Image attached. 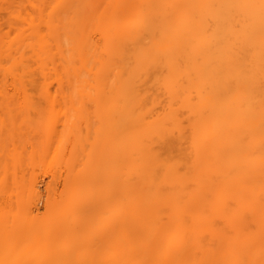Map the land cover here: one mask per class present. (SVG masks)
I'll return each mask as SVG.
<instances>
[{"label": "bare ground", "instance_id": "1", "mask_svg": "<svg viewBox=\"0 0 264 264\" xmlns=\"http://www.w3.org/2000/svg\"><path fill=\"white\" fill-rule=\"evenodd\" d=\"M0 264H264V0H0Z\"/></svg>", "mask_w": 264, "mask_h": 264}, {"label": "rangeland", "instance_id": "2", "mask_svg": "<svg viewBox=\"0 0 264 264\" xmlns=\"http://www.w3.org/2000/svg\"><path fill=\"white\" fill-rule=\"evenodd\" d=\"M38 100L40 101L41 99H38ZM41 101L44 102V100H41ZM43 102H42V103H43ZM45 102H46V101H45ZM37 103H38V102H37ZM39 104H40V107H41V106H42V107L45 106V108H46V106H47V103H45L46 105H45L44 103H43L44 105H41V102H39L38 105H39ZM42 107H41V108H42ZM43 109H44V108H43ZM24 137H25V136H24ZM27 137H28V136H27ZM27 137H26V138H27ZM29 137H30V136H29ZM29 137H28V138H29ZM30 139H31V137H30ZM25 140H26V139H24V141H25ZM20 141H23V140L21 139ZM24 141H23V142H24ZM17 142H18V141H17ZM26 142H27V141H26ZM26 142H25V143H26ZM31 142H32V140H31L30 142H27V148H28V147H29V148L31 147V145L28 146V143H31ZM29 148L27 149L28 152H29V150H30ZM31 151H32V149H31ZM33 163H34V166L36 167L37 164L35 165V162H33ZM40 163H41V162H40ZM40 163H39V164H40ZM37 166H39V165H37ZM40 166H41V167H42V166L46 167L45 165H41V164H40ZM29 167H30V169H32L31 165L28 166L27 168H24V167H23L22 172L25 171V169H29ZM41 167H40V168H39V167H36V168H35V169L38 168V169L35 170V171L38 172V173H36V175L38 174L39 178H38V176L36 177V175H35V171H34V173H33V178L36 177L37 180H39V183H36L37 181L35 182V180H34V182H35L37 185L39 184V185H38L39 187L36 186L37 189H39V191H38V190H37V191H38V192H41V196L39 195V196H40V199L37 198V199H38V201H37V202H38V205H37L36 202H35L37 199H36V198L34 199V203H35V205L39 206L40 209H39V208L37 209V206H36V208H35V207H34L35 205L32 206V208H35V209H33L32 212L35 213L34 210H36L37 214H39V213H40V214H45V212H46V209H45V207H46V202H47V200H48V196H49V194L52 192V191H51V190H52L51 188H53V187L55 188V191H56L55 193H56L57 195H58L59 192L62 193V190H60V189L63 188V184H62V183H56V182H59V181H60L59 179H57V178H59L58 176H60L61 174H63V175L65 174V173H61L63 170L61 171V169H60V171H59V174H60V175H58L57 178L55 179V180H59V181H52L53 179L51 178V175H50V173H49L48 168H47L48 171H45L46 168L44 169V168H41ZM30 169H29V170H30ZM40 169H41V170H40ZM42 169H43L44 171H43ZM18 170H19V168H18ZM18 170H17V171H18ZM33 170H34V167H33ZM27 171H28V170H27ZM27 171H26V172H27ZM64 171H65V170H64ZM64 171H63V172H64ZM32 172H33V171L30 170V173H32ZM51 172H52V169H51ZM57 172H58V171H57ZM20 173H21V172H20ZM20 173H18V175H19ZM30 173H29V178H28V179H30V177H31ZM21 174H22V173H21ZM21 174H20V175H21ZM56 174H58V173H56ZM20 175H19V176H20ZM25 175H26V174H25ZM25 175H24V173H23L22 176H25ZM27 175H28V174H27ZM43 175H44V176H43ZM52 175H53V172H52ZM53 176H54V175H53ZM53 176H52V177H53ZM26 179H27V178H26ZM60 179H61L60 182H62V178H60ZM42 183H43V184H42ZM61 184H62V185H61ZM50 185H51V186H50ZM49 187H50V188H49ZM61 187H62V188H61ZM57 189H58V190H57ZM40 190H41V191H40ZM49 191H50V192H49ZM38 192H37V193H38ZM55 193H54V196L56 195ZM38 194H39V193H38ZM38 194H37V196H38ZM42 194H43V195H42ZM51 194H53V193H51ZM49 197H50V196H49ZM41 199H42V200H41ZM40 206H41V207H40ZM38 212H39V213H38Z\"/></svg>", "mask_w": 264, "mask_h": 264}]
</instances>
